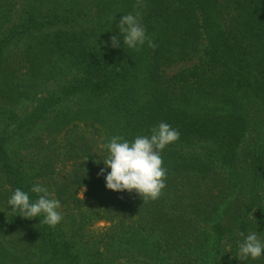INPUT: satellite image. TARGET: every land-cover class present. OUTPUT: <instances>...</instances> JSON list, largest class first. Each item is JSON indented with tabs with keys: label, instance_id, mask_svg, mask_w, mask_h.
Returning <instances> with one entry per match:
<instances>
[{
	"label": "trees",
	"instance_id": "obj_1",
	"mask_svg": "<svg viewBox=\"0 0 264 264\" xmlns=\"http://www.w3.org/2000/svg\"><path fill=\"white\" fill-rule=\"evenodd\" d=\"M143 3L156 47L136 51L117 28L136 0H0V264H82L43 215L11 211L17 188L38 198L35 184L61 204L86 188L78 228L135 219L156 235V264H264L238 258L239 233L264 242V0ZM161 122L179 132L161 152V196L107 190L101 145ZM50 125L66 127L61 142L43 141ZM33 132L29 177L10 145Z\"/></svg>",
	"mask_w": 264,
	"mask_h": 264
},
{
	"label": "clouds",
	"instance_id": "obj_2",
	"mask_svg": "<svg viewBox=\"0 0 264 264\" xmlns=\"http://www.w3.org/2000/svg\"><path fill=\"white\" fill-rule=\"evenodd\" d=\"M144 6L143 0H136L134 6L136 11L123 15L117 24L123 37V45L136 51L146 43L149 48L156 47L152 39L146 35L141 23L140 9ZM120 44L121 41L113 35L111 45L115 48ZM150 131V136H137L131 142L122 136H112L107 144L101 145L107 150V156L102 162L104 167L101 168L98 177L104 176L105 169H110L104 176L107 190L117 193L135 192L143 202L155 201L161 196L162 190L166 187V169L163 167L161 152L179 139V132L164 122ZM31 192L38 197L34 202L30 200L28 193L17 188L8 200L11 211L26 220L43 215L44 218L39 223L55 228L62 220V215L58 211L60 201L50 198L51 194L47 188L39 184L33 185ZM239 236L244 237L242 242L238 243L240 261L256 260L264 254V242H261L256 232L246 237L244 233H239Z\"/></svg>",
	"mask_w": 264,
	"mask_h": 264
},
{
	"label": "rangeland",
	"instance_id": "obj_3",
	"mask_svg": "<svg viewBox=\"0 0 264 264\" xmlns=\"http://www.w3.org/2000/svg\"><path fill=\"white\" fill-rule=\"evenodd\" d=\"M174 69L172 72H174ZM7 108L0 106V129L7 123ZM43 141L61 142L66 127L46 126ZM35 133L11 143L10 150L15 154L16 163L21 165L29 177L33 174V144L37 143ZM50 188V189H49ZM51 195L55 188L49 185ZM84 190V192H83ZM86 188L78 189L73 197L60 203L58 211L62 220L56 226L59 239L69 240L74 251L79 255L82 264H156V235L148 230H140L134 226L135 219L119 218L110 222L94 221L86 224L79 222L88 211L92 201L86 197ZM83 192V198H82ZM120 233V235H117ZM218 264H224L220 262Z\"/></svg>",
	"mask_w": 264,
	"mask_h": 264
}]
</instances>
